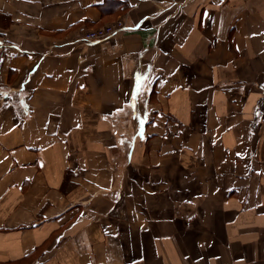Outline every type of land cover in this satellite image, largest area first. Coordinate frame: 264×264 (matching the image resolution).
<instances>
[{
  "label": "crops",
  "instance_id": "obj_1",
  "mask_svg": "<svg viewBox=\"0 0 264 264\" xmlns=\"http://www.w3.org/2000/svg\"><path fill=\"white\" fill-rule=\"evenodd\" d=\"M246 262L264 0H0V264Z\"/></svg>",
  "mask_w": 264,
  "mask_h": 264
},
{
  "label": "built area",
  "instance_id": "obj_2",
  "mask_svg": "<svg viewBox=\"0 0 264 264\" xmlns=\"http://www.w3.org/2000/svg\"><path fill=\"white\" fill-rule=\"evenodd\" d=\"M126 28L124 19H119L113 23H109L96 29H89L85 25H81L77 28V35L72 40L73 43L92 44L95 42L105 41L112 36L118 34L120 31ZM243 264H257L255 262H246Z\"/></svg>",
  "mask_w": 264,
  "mask_h": 264
},
{
  "label": "rangeland",
  "instance_id": "obj_3",
  "mask_svg": "<svg viewBox=\"0 0 264 264\" xmlns=\"http://www.w3.org/2000/svg\"><path fill=\"white\" fill-rule=\"evenodd\" d=\"M89 29H96V28H100L101 27V25H100V27L98 26V27H89V26H87ZM81 44V43H80Z\"/></svg>",
  "mask_w": 264,
  "mask_h": 264
}]
</instances>
